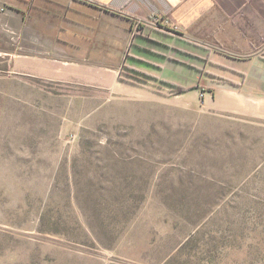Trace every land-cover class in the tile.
<instances>
[{
    "label": "rangeland",
    "instance_id": "obj_1",
    "mask_svg": "<svg viewBox=\"0 0 264 264\" xmlns=\"http://www.w3.org/2000/svg\"><path fill=\"white\" fill-rule=\"evenodd\" d=\"M206 47L138 39L110 85L0 63V264H264V94Z\"/></svg>",
    "mask_w": 264,
    "mask_h": 264
},
{
    "label": "crops",
    "instance_id": "obj_2",
    "mask_svg": "<svg viewBox=\"0 0 264 264\" xmlns=\"http://www.w3.org/2000/svg\"><path fill=\"white\" fill-rule=\"evenodd\" d=\"M163 16L175 32L144 25ZM136 20L143 25L132 40ZM138 39L164 50L167 63L178 57L210 61L214 51L207 42L221 45L225 53L214 61L232 64L243 84L249 69L236 64H253L252 85L264 94V0H0V63L19 76L110 85L118 70L109 56ZM144 52L133 54L144 58Z\"/></svg>",
    "mask_w": 264,
    "mask_h": 264
},
{
    "label": "trees",
    "instance_id": "obj_3",
    "mask_svg": "<svg viewBox=\"0 0 264 264\" xmlns=\"http://www.w3.org/2000/svg\"><path fill=\"white\" fill-rule=\"evenodd\" d=\"M150 21H153L155 23L156 28L164 30L165 34H167V32H171V33L175 32L174 29L172 27H170L171 20L168 17H164V16L163 17H156L155 19L150 20ZM137 22H138V20H136L135 24H137ZM142 25H143V22L139 23L138 28L140 29V27H142ZM127 55H129V54H127ZM123 66L126 67L125 65H123ZM127 68L132 70V71L147 75L146 72L138 70L137 68H132V67H127ZM163 82L166 83L167 85H169L171 88H178L181 92H184L187 90L183 86L177 85L171 81L163 80Z\"/></svg>",
    "mask_w": 264,
    "mask_h": 264
},
{
    "label": "built area",
    "instance_id": "obj_4",
    "mask_svg": "<svg viewBox=\"0 0 264 264\" xmlns=\"http://www.w3.org/2000/svg\"><path fill=\"white\" fill-rule=\"evenodd\" d=\"M141 22H143V20H138L137 24H135V29H138V30H139L138 25H139V23H141ZM153 23H154V22H153ZM154 24H155V23H154Z\"/></svg>",
    "mask_w": 264,
    "mask_h": 264
},
{
    "label": "flooded vegetation",
    "instance_id": "obj_5",
    "mask_svg": "<svg viewBox=\"0 0 264 264\" xmlns=\"http://www.w3.org/2000/svg\"><path fill=\"white\" fill-rule=\"evenodd\" d=\"M141 30H138L137 32H135L136 34L139 33Z\"/></svg>",
    "mask_w": 264,
    "mask_h": 264
}]
</instances>
